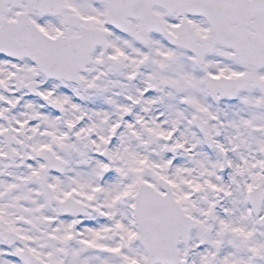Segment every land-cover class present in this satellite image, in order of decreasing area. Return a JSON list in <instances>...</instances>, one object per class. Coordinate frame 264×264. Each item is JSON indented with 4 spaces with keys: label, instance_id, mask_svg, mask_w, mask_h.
I'll list each match as a JSON object with an SVG mask.
<instances>
[{
    "label": "snow or ice",
    "instance_id": "snow-or-ice-1",
    "mask_svg": "<svg viewBox=\"0 0 264 264\" xmlns=\"http://www.w3.org/2000/svg\"><path fill=\"white\" fill-rule=\"evenodd\" d=\"M0 264H264V0H0Z\"/></svg>",
    "mask_w": 264,
    "mask_h": 264
}]
</instances>
